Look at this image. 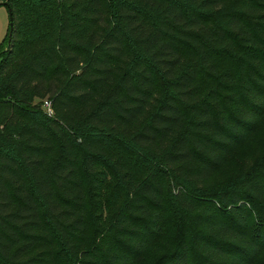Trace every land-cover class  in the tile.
<instances>
[{
  "label": "trees",
  "instance_id": "obj_1",
  "mask_svg": "<svg viewBox=\"0 0 264 264\" xmlns=\"http://www.w3.org/2000/svg\"><path fill=\"white\" fill-rule=\"evenodd\" d=\"M0 5V264H256L264 0Z\"/></svg>",
  "mask_w": 264,
  "mask_h": 264
},
{
  "label": "rangeland",
  "instance_id": "obj_2",
  "mask_svg": "<svg viewBox=\"0 0 264 264\" xmlns=\"http://www.w3.org/2000/svg\"><path fill=\"white\" fill-rule=\"evenodd\" d=\"M7 25H8V16H7V10L4 6L0 5V44L3 41L6 31H7ZM43 100H47L46 98H43ZM262 138L264 139V129L261 131ZM230 174V173H229ZM226 175V176H225ZM228 172L221 171L217 175L214 176L210 180V186H217L219 185L224 179L227 178ZM174 215L170 212H168V215L166 217V228H165V236L170 235L174 231ZM151 255L152 253H148L145 257H142L140 260L137 261L136 264H149L151 262ZM256 264H264V252L262 255L257 259L255 262Z\"/></svg>",
  "mask_w": 264,
  "mask_h": 264
},
{
  "label": "built area",
  "instance_id": "obj_3",
  "mask_svg": "<svg viewBox=\"0 0 264 264\" xmlns=\"http://www.w3.org/2000/svg\"><path fill=\"white\" fill-rule=\"evenodd\" d=\"M43 108L45 109V111L49 114L50 113V109H49V104L47 101L43 102Z\"/></svg>",
  "mask_w": 264,
  "mask_h": 264
},
{
  "label": "water",
  "instance_id": "obj_4",
  "mask_svg": "<svg viewBox=\"0 0 264 264\" xmlns=\"http://www.w3.org/2000/svg\"><path fill=\"white\" fill-rule=\"evenodd\" d=\"M4 6H6V5H4ZM6 8V10H7V16H8V20H10V10L7 8V7H5Z\"/></svg>",
  "mask_w": 264,
  "mask_h": 264
}]
</instances>
